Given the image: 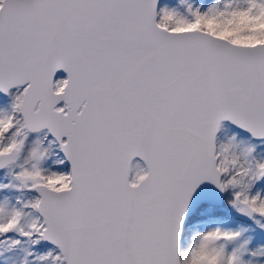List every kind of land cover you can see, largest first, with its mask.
<instances>
[{"label": "snow or ice", "instance_id": "obj_1", "mask_svg": "<svg viewBox=\"0 0 264 264\" xmlns=\"http://www.w3.org/2000/svg\"><path fill=\"white\" fill-rule=\"evenodd\" d=\"M0 264H264V0H0Z\"/></svg>", "mask_w": 264, "mask_h": 264}]
</instances>
